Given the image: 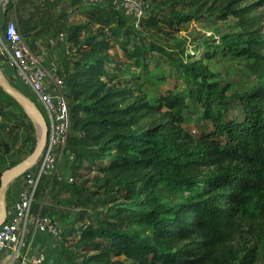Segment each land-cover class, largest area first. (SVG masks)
Here are the masks:
<instances>
[{
  "label": "trees",
  "instance_id": "1",
  "mask_svg": "<svg viewBox=\"0 0 264 264\" xmlns=\"http://www.w3.org/2000/svg\"><path fill=\"white\" fill-rule=\"evenodd\" d=\"M242 1L189 0L195 13L149 16L144 24L174 29L206 9L220 20L232 14L242 29L237 38L246 44L238 55L264 69V36L252 14L264 7V0L236 8ZM106 15L89 12V22L107 25V33L77 25L69 34L75 60L73 71L64 77L71 118L67 150L72 131L79 133L89 144V152L75 156L79 171L104 175L102 188L109 200L118 198L129 206L108 207L96 218L90 215L91 222L71 247L81 254L69 264H257L258 247H250L246 235L252 231L264 237V83L241 98L240 113L229 118L231 100L218 84L199 80V68L179 62L194 88L186 94L168 92L153 103L137 96L127 79L133 67L146 68L147 45L122 19L113 24L111 14ZM112 43L123 56L112 54ZM0 95L14 101L1 89ZM190 98L203 111L199 120L214 130L190 133L185 126ZM160 188L179 193L182 201L168 207L156 192ZM137 195L143 196L142 203L134 201ZM142 206H150V212ZM163 212L171 218L160 219ZM126 225L146 227L151 237ZM65 239L66 233L63 246Z\"/></svg>",
  "mask_w": 264,
  "mask_h": 264
},
{
  "label": "rangeland",
  "instance_id": "2",
  "mask_svg": "<svg viewBox=\"0 0 264 264\" xmlns=\"http://www.w3.org/2000/svg\"><path fill=\"white\" fill-rule=\"evenodd\" d=\"M145 1L150 17L184 16L195 13L188 4L189 0ZM259 1L243 0L236 8L254 5ZM9 10L17 17V21L20 20L23 27L22 35L27 36V31L35 29L48 32L53 30L59 37L64 36L63 43L77 25L86 26L88 32L107 33L105 29L107 25L100 26L95 22H89V12L111 14V18L114 19L113 24L119 19L126 22L124 16L122 17L118 12L96 7L86 0H14ZM252 14L259 18L256 28L264 36V7H259ZM217 16V13H211L206 9L202 15H197L191 21L182 23L174 29L167 25L149 27L146 24L139 29H133L139 38L138 41L146 44L149 49L145 61L146 68L133 67L127 76V79L133 81L131 86L135 89L136 95H144L151 102L159 103L168 92L186 94L194 88V80L188 78L185 70L176 65L183 62L184 65L199 68L201 72L199 80L218 84L219 91H224L225 96L231 100L229 118L238 115L239 100L264 83V69L261 68L260 63L238 55L246 44L244 39L237 38L242 33L237 17L231 14L227 19L220 20ZM25 21L32 25L30 30L25 29L23 25ZM112 44V54L123 56L120 47ZM206 52H209V56ZM125 68L129 70V67ZM0 99L3 101L0 106L1 184V177L4 174L32 155L40 140L41 128L32 116L19 110L14 101L5 100L1 95ZM188 102L191 105V112L187 115L185 126L190 133L200 134L205 127L210 131L214 130L209 122L199 120L203 111L196 100L190 98ZM41 110L43 111L42 108ZM71 135L74 137L69 146V154L67 153L64 158L62 173L42 185L36 201V209L51 216L66 233L64 245L68 250L65 253L61 251V242L48 235H40L42 239H52L56 244L48 264H69L71 260L75 261L78 252L75 253L71 247L79 238L80 230L91 222L90 215L96 218L108 207L129 206V202L118 198L109 200L111 195L102 188L104 175L98 172L87 175L85 171H79L75 156L81 152H89V144L79 136V133L72 131ZM71 177L73 181L70 183L67 178ZM95 177L98 179H94ZM18 178L10 183L8 191L18 183ZM156 192L161 194L160 201L170 208L176 207L182 201L179 193L163 192L161 188ZM142 198V195H137L134 201L142 203ZM140 208L143 212L151 210L150 206ZM159 218H171V216L163 212ZM72 228L79 231L77 235L70 233ZM126 228H130L133 232L139 231L146 239L151 237L146 227L126 225ZM254 234L255 232L249 231L246 235L248 243L250 247L254 245L258 247L257 264H264V237L261 234ZM78 254H81V251Z\"/></svg>",
  "mask_w": 264,
  "mask_h": 264
},
{
  "label": "built area",
  "instance_id": "3",
  "mask_svg": "<svg viewBox=\"0 0 264 264\" xmlns=\"http://www.w3.org/2000/svg\"><path fill=\"white\" fill-rule=\"evenodd\" d=\"M13 2L14 0H0L1 12L7 13ZM86 2L118 12L133 29L141 28L149 17L145 0ZM0 65L8 81L11 84L16 81L27 89L25 94L43 109L48 127L43 153L18 178L16 202L6 210V221L0 226V264H48L47 254L35 251L32 247V237L48 235L62 244L65 231L51 216L37 210L35 204L44 178L51 180L60 175L64 169V158L69 154L67 142L71 118L68 86L57 68H48L43 56L31 51L17 23L12 19L2 21ZM67 179L70 183L73 181L72 177Z\"/></svg>",
  "mask_w": 264,
  "mask_h": 264
},
{
  "label": "crops",
  "instance_id": "4",
  "mask_svg": "<svg viewBox=\"0 0 264 264\" xmlns=\"http://www.w3.org/2000/svg\"><path fill=\"white\" fill-rule=\"evenodd\" d=\"M14 20L20 32H23L22 29L23 27L21 26L20 20H16V16L11 14V11L9 10L7 13L1 12L0 10V32L2 30V21L4 19H11ZM23 24V23H22ZM25 29L30 30L32 25L28 22L25 21V24H23ZM34 26V25H33ZM26 30V31H27ZM56 31L51 30L50 32L46 30H31L27 31L25 36V39L31 49V51L35 55H42L44 58L45 65L48 68H57L59 74L62 77H68L71 72L73 71V63L75 60V47L73 44H71L68 41V38H66V42L63 43V39L61 36L59 37L58 34H55ZM69 35V34H68ZM61 38V41H60ZM13 85H15L19 90H22V92L27 93V89L22 88L18 83L13 82ZM24 90V91H23ZM47 180H50L48 178H44L43 180V185L46 183ZM18 184H14L12 188H10V191L7 192L6 195V210L11 208L14 203L16 202L17 199V194H18ZM41 234L36 235L32 237V247L34 248L35 251H42L47 254L48 257V263L50 261L49 257L50 254L54 252V247L55 243L52 241V239H42L40 237ZM62 245V244H61ZM68 248L62 245V253L67 252ZM66 255V254H65Z\"/></svg>",
  "mask_w": 264,
  "mask_h": 264
},
{
  "label": "water",
  "instance_id": "5",
  "mask_svg": "<svg viewBox=\"0 0 264 264\" xmlns=\"http://www.w3.org/2000/svg\"><path fill=\"white\" fill-rule=\"evenodd\" d=\"M0 89L7 95H9L28 115L32 116L39 124L41 128V136L38 145L32 155L12 169L7 174L1 177L0 184V226L6 221V195L9 189V185L16 178L20 177L25 171L33 166L41 157L45 148L48 127L47 122L41 108L25 93L14 87L8 79L5 77L4 72L0 65Z\"/></svg>",
  "mask_w": 264,
  "mask_h": 264
}]
</instances>
